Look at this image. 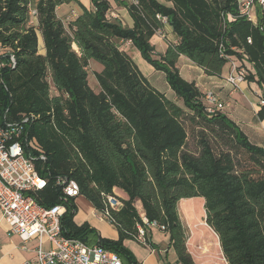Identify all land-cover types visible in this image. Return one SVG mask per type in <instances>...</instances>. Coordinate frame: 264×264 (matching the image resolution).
I'll return each instance as SVG.
<instances>
[{
    "label": "trees",
    "instance_id": "obj_1",
    "mask_svg": "<svg viewBox=\"0 0 264 264\" xmlns=\"http://www.w3.org/2000/svg\"><path fill=\"white\" fill-rule=\"evenodd\" d=\"M72 1L78 0H39L34 25L30 0H0V125L36 117L28 126L35 147L26 151L47 157L34 160L48 179L35 193L39 204L64 203L59 176L76 181L79 195L102 212V193L115 194L123 201L112 211L119 237H98L99 244L123 264H141L124 242L136 239L138 225L147 227L144 213L169 235L175 264H197L179 206L201 197L228 264H264V147L223 112H208L205 94L177 67L184 55L221 76L231 57L245 59L253 66L246 79L264 88V17L258 26L230 18L238 14L236 0H166L172 6L128 0L130 28L107 17L108 0H91V9L65 22L56 10ZM158 15L169 18L179 42L156 56L152 38L164 26ZM40 36L45 53L39 52ZM127 40L165 73L182 104L149 82L123 49ZM90 60L103 65L95 74L99 92L89 83ZM190 126L197 131V152L188 147ZM76 197L64 203L63 234L88 242L94 230L75 223ZM150 234L147 229L155 249Z\"/></svg>",
    "mask_w": 264,
    "mask_h": 264
},
{
    "label": "built area",
    "instance_id": "obj_2",
    "mask_svg": "<svg viewBox=\"0 0 264 264\" xmlns=\"http://www.w3.org/2000/svg\"><path fill=\"white\" fill-rule=\"evenodd\" d=\"M129 1L137 3L135 0ZM236 5L238 14L229 15L230 18L242 17L254 26L259 25V18L264 17V0H236ZM35 13L34 11L33 14ZM158 18L164 25L169 23L167 16L158 15ZM157 33H163V27L159 28ZM122 43L132 44V41ZM221 48L223 49V46ZM222 56H226L224 51ZM11 61L15 65L14 55H11ZM245 61L247 60L234 57L229 60L230 71L227 81L233 88L239 87L247 80L249 68ZM4 65V61L0 59V70ZM205 105L210 113L221 111L224 107L211 91L205 93ZM259 106L264 109L263 95H260ZM35 118L34 115L26 116L21 121L0 125V209L3 218L10 226V233L19 235L25 245L34 238L39 239V246L35 249L36 259L26 264H123L115 251L106 249L99 243L88 245L78 238L63 234L62 217L67 210L64 203L68 198L80 194V186L76 181L65 176L57 177V186L64 191V203L45 207L37 201L35 193L47 186L48 179L40 174L34 164L35 159L46 161L47 157L44 154L33 156L26 151V146L32 145L29 141L28 126ZM102 196L105 206L103 215L115 223L112 211L122 209L123 201L115 194L103 192ZM141 216L147 227L138 225L136 240L149 246L147 229H158L163 232L164 227L156 222H149L144 213H141ZM45 241L50 243L48 249L43 246ZM201 249L202 253L206 252V248ZM220 258L228 264L222 250Z\"/></svg>",
    "mask_w": 264,
    "mask_h": 264
},
{
    "label": "crops",
    "instance_id": "obj_3",
    "mask_svg": "<svg viewBox=\"0 0 264 264\" xmlns=\"http://www.w3.org/2000/svg\"><path fill=\"white\" fill-rule=\"evenodd\" d=\"M108 1L110 3V8L107 11V17L112 20H119L126 27H133L134 21L127 7L129 1ZM158 1L168 6H172V3L166 0ZM38 2L39 0H30L32 23L34 25L38 24L37 18L33 14L36 10ZM84 7L91 9L92 1L78 0L65 3L58 6L56 12L59 18L68 22L81 15L84 11ZM178 42L179 38L174 33L170 23L165 24L163 26V33H156L152 38L154 54L156 56L164 54L171 43ZM41 45L43 46V50H40ZM74 48L77 49V46L74 45ZM123 49L131 54L134 62L137 64L141 72L155 88L163 92L169 99L178 104H182L168 84L166 75L163 71L155 69L153 65L146 61L139 49L133 44L124 43ZM39 50L41 53H45L44 42L41 37L39 38ZM245 65L248 66L250 71H253V66L250 62L245 61ZM89 66L95 76V79H93V76H91V74L89 75L90 86L96 92H99L100 86L95 74L103 70V65L95 60H90ZM177 67L182 77L188 81L195 82L196 86H198L204 94L208 91L213 92L217 96L218 101L224 105L221 112L232 119L246 133L252 143L264 147V116H261V108L259 106L260 95L264 96V88L262 86H260L257 82H250L246 80L241 83L239 87L233 88L227 81V76L230 71L229 64L224 67L223 74L221 76L209 75L202 67L195 64L191 59L181 55L178 59ZM193 199L195 198L185 199L183 201L187 205V203ZM186 208L187 209L185 211L181 212L182 209L180 210V216L188 228V247L191 255L197 253L207 257L213 256V248L216 245L218 253L221 256L219 238L212 228L206 224L204 219L205 217H203L200 222L193 219H187L190 217L189 214L191 211L188 207ZM150 235L151 239L155 238L156 235L154 234L153 229L151 230ZM166 237L168 239L169 235L167 234ZM24 245L25 243L19 235L10 233V226L6 219L3 218L0 209V264H26L27 262L35 260L37 256L35 249L39 246V239L34 238L28 241L25 245L26 248H24ZM49 245L50 243L48 241L43 243L44 248ZM169 247L173 248L172 245ZM201 248H206V252L202 253ZM168 249L169 248H167L166 251H168ZM133 251H136V249L133 248ZM161 251L163 252V249ZM139 258L140 257L138 256V261L141 262ZM143 263L144 261L141 264ZM144 264H147V262Z\"/></svg>",
    "mask_w": 264,
    "mask_h": 264
},
{
    "label": "rangeland",
    "instance_id": "obj_4",
    "mask_svg": "<svg viewBox=\"0 0 264 264\" xmlns=\"http://www.w3.org/2000/svg\"><path fill=\"white\" fill-rule=\"evenodd\" d=\"M40 50H43L42 45ZM40 50L39 52L41 53ZM89 70H90V66H89ZM90 74L91 76H93V79H95L92 70H90ZM189 133L190 136H189L188 147L193 152H197L198 151L197 131L193 130L192 127L190 126ZM74 204L77 210L74 216L75 223L77 225H83L87 223L94 230L93 231L94 233L90 235V240L88 242H85L86 244L88 245L97 244L99 240L98 237H103L108 239H117L119 237V232L115 226V223L105 218L101 210L95 209L91 201L85 195L81 194L77 196L75 198ZM186 207H188L191 211L189 214L190 217H188L187 219H193V220H197V222H200L202 218L205 217L203 198L201 197L195 198L189 201L187 205L186 203H184V201H181L179 206V211L181 209H182L181 212L185 211L187 209ZM153 232L156 236L154 239H151L152 240L151 242L154 244L155 249H153L151 245L146 246L141 244L138 240L134 238L126 239L124 244L128 248V250L132 253V255H134L137 261H138V256L140 257L139 258V260H141L140 263L144 261V263L147 262V264H175L177 260V255L174 248L169 247L170 241L169 238L167 239L166 237L167 234L157 229H153ZM49 247L50 245L45 249H48ZM133 248L136 249V251H133ZM167 248H169L168 251H166ZM160 249L161 250L163 249V252ZM213 252L214 255L210 257L203 256L197 253L193 254L192 257L197 264H226L220 258V254L218 253V248L216 245L213 248Z\"/></svg>",
    "mask_w": 264,
    "mask_h": 264
}]
</instances>
